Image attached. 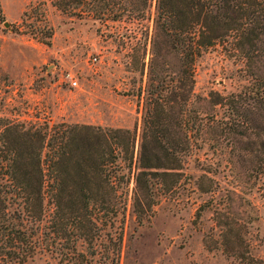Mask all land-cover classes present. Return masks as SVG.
<instances>
[{
    "label": "rangeland",
    "instance_id": "obj_1",
    "mask_svg": "<svg viewBox=\"0 0 264 264\" xmlns=\"http://www.w3.org/2000/svg\"><path fill=\"white\" fill-rule=\"evenodd\" d=\"M155 12L152 0L147 18L101 20L64 11L52 0H0V112L23 120L126 126L140 133L144 91L139 97L132 89L145 86L148 75L127 69L128 43L135 29L153 32ZM254 73L246 58L223 43L198 57L192 100L207 114L203 139L186 161L190 175L181 191L163 196L148 217L139 220L129 199L115 226L108 219L100 237L73 232L51 242L52 204L47 200L43 219L31 222L8 195L3 233L33 234L34 243L27 242L31 248L20 258V248L29 246L3 239L1 263L264 264V174L254 155L264 147V133L252 122L264 115H241L263 112L257 90L264 78ZM211 90L222 93L226 104L214 105ZM202 173L212 177H204L212 190H192ZM119 225L118 251L110 238L117 237Z\"/></svg>",
    "mask_w": 264,
    "mask_h": 264
},
{
    "label": "trees",
    "instance_id": "obj_2",
    "mask_svg": "<svg viewBox=\"0 0 264 264\" xmlns=\"http://www.w3.org/2000/svg\"><path fill=\"white\" fill-rule=\"evenodd\" d=\"M52 2L82 16L101 20L127 16L132 21L147 18L152 4V0ZM130 37L126 67L141 77L146 71L148 75L145 86L132 89L139 97L144 91L140 133L126 126L23 120L0 112V222L8 195L17 199L25 211L23 218L31 222L43 219L47 200L52 204L51 242L73 232L90 240L100 237L108 219L115 226V217L126 211L129 199L143 220L163 196L181 191L184 177L190 175L186 161L203 139L207 114L192 100L198 57L223 43L247 59L257 79L264 78V0H156L153 32L140 27ZM262 84L257 93L263 112L241 115H264ZM209 96L214 105L226 104L219 91L211 90ZM263 119H252L258 134L264 133ZM259 148L254 155L264 174V147ZM204 177L212 178L200 174L192 190H212ZM119 226L117 237L110 238L118 251L123 238ZM11 235L3 233L0 223V248L4 240L14 238L29 246L19 251L18 257L26 258L33 234Z\"/></svg>",
    "mask_w": 264,
    "mask_h": 264
},
{
    "label": "built area",
    "instance_id": "obj_3",
    "mask_svg": "<svg viewBox=\"0 0 264 264\" xmlns=\"http://www.w3.org/2000/svg\"><path fill=\"white\" fill-rule=\"evenodd\" d=\"M95 58H96V57H95ZM71 80H72V83H73L74 85H77V84H78V79H77V78L72 77Z\"/></svg>",
    "mask_w": 264,
    "mask_h": 264
}]
</instances>
